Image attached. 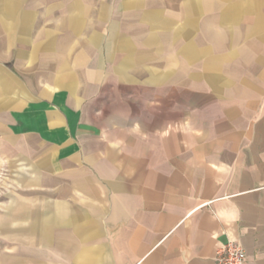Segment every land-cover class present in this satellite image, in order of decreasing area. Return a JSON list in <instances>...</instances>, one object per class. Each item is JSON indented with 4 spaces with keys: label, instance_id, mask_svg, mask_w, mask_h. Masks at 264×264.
<instances>
[{
    "label": "rangeland",
    "instance_id": "1",
    "mask_svg": "<svg viewBox=\"0 0 264 264\" xmlns=\"http://www.w3.org/2000/svg\"><path fill=\"white\" fill-rule=\"evenodd\" d=\"M263 76L264 0H0V264H103V245L74 253L25 228L47 219L54 235L56 208H68L72 222L83 197H57L56 186L33 179L23 146L47 149L49 159L51 151L14 130L7 116L15 105L42 100L52 110L49 95L70 93L79 106L63 100L56 107L65 116L83 105L120 113L176 93L209 109L264 92ZM21 205L28 214L19 216Z\"/></svg>",
    "mask_w": 264,
    "mask_h": 264
},
{
    "label": "crops",
    "instance_id": "2",
    "mask_svg": "<svg viewBox=\"0 0 264 264\" xmlns=\"http://www.w3.org/2000/svg\"><path fill=\"white\" fill-rule=\"evenodd\" d=\"M171 96L120 113L83 105L65 116L63 100L79 106L70 93L49 95L59 105L52 110L42 100L15 105L7 116L14 130L51 151L49 159L47 149L23 146L33 179L84 201L72 222L68 208H56L54 235L47 219L25 228L74 253L103 245V264H216V249L229 240L241 243L245 264H264V92L209 109ZM21 206L19 216L28 214Z\"/></svg>",
    "mask_w": 264,
    "mask_h": 264
},
{
    "label": "built area",
    "instance_id": "3",
    "mask_svg": "<svg viewBox=\"0 0 264 264\" xmlns=\"http://www.w3.org/2000/svg\"><path fill=\"white\" fill-rule=\"evenodd\" d=\"M213 259L216 264H245V250L241 243L229 240L218 246Z\"/></svg>",
    "mask_w": 264,
    "mask_h": 264
}]
</instances>
